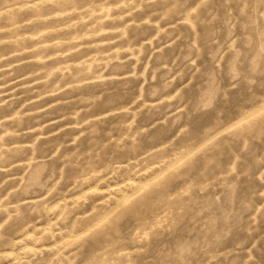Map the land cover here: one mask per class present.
<instances>
[{"label": "rangeland", "instance_id": "rangeland-1", "mask_svg": "<svg viewBox=\"0 0 264 264\" xmlns=\"http://www.w3.org/2000/svg\"><path fill=\"white\" fill-rule=\"evenodd\" d=\"M264 0H0V264H264Z\"/></svg>", "mask_w": 264, "mask_h": 264}, {"label": "snow or ice", "instance_id": "snow-or-ice-1", "mask_svg": "<svg viewBox=\"0 0 264 264\" xmlns=\"http://www.w3.org/2000/svg\"><path fill=\"white\" fill-rule=\"evenodd\" d=\"M261 88H264V81L261 82Z\"/></svg>", "mask_w": 264, "mask_h": 264}]
</instances>
